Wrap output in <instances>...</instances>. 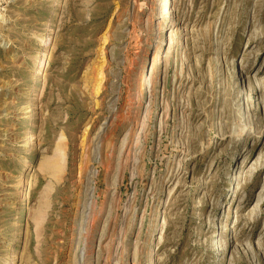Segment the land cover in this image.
Wrapping results in <instances>:
<instances>
[{
  "label": "rangeland",
  "instance_id": "obj_1",
  "mask_svg": "<svg viewBox=\"0 0 264 264\" xmlns=\"http://www.w3.org/2000/svg\"><path fill=\"white\" fill-rule=\"evenodd\" d=\"M0 264H264V0H0Z\"/></svg>",
  "mask_w": 264,
  "mask_h": 264
},
{
  "label": "bare ground",
  "instance_id": "obj_2",
  "mask_svg": "<svg viewBox=\"0 0 264 264\" xmlns=\"http://www.w3.org/2000/svg\"><path fill=\"white\" fill-rule=\"evenodd\" d=\"M160 39V38H159ZM41 44H44V43H46V37H42V39H41ZM161 41V39L159 40V42ZM159 42H157L156 44L158 45L159 44ZM147 53V52H146ZM146 53H145V55H146ZM150 253V252H149Z\"/></svg>",
  "mask_w": 264,
  "mask_h": 264
}]
</instances>
